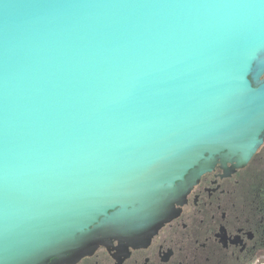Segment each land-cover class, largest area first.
Wrapping results in <instances>:
<instances>
[{
  "label": "water",
  "instance_id": "obj_1",
  "mask_svg": "<svg viewBox=\"0 0 264 264\" xmlns=\"http://www.w3.org/2000/svg\"><path fill=\"white\" fill-rule=\"evenodd\" d=\"M263 141L264 0H0V264L146 245Z\"/></svg>",
  "mask_w": 264,
  "mask_h": 264
},
{
  "label": "flooded vegetation",
  "instance_id": "obj_2",
  "mask_svg": "<svg viewBox=\"0 0 264 264\" xmlns=\"http://www.w3.org/2000/svg\"><path fill=\"white\" fill-rule=\"evenodd\" d=\"M113 246L75 264H264V141L246 165L206 172L155 240Z\"/></svg>",
  "mask_w": 264,
  "mask_h": 264
}]
</instances>
